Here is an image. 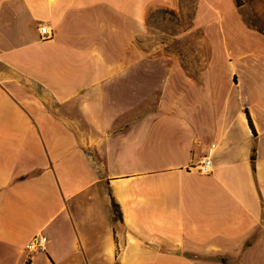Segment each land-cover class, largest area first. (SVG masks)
Returning <instances> with one entry per match:
<instances>
[{
    "label": "crops",
    "instance_id": "obj_1",
    "mask_svg": "<svg viewBox=\"0 0 264 264\" xmlns=\"http://www.w3.org/2000/svg\"><path fill=\"white\" fill-rule=\"evenodd\" d=\"M178 3L0 0V264H264V50L187 69Z\"/></svg>",
    "mask_w": 264,
    "mask_h": 264
},
{
    "label": "rangeland",
    "instance_id": "obj_2",
    "mask_svg": "<svg viewBox=\"0 0 264 264\" xmlns=\"http://www.w3.org/2000/svg\"><path fill=\"white\" fill-rule=\"evenodd\" d=\"M240 2L237 6L235 0H179L175 8L161 6L162 9L148 17L149 40L173 42L165 48L177 50L184 66L191 71L202 66L198 62L200 54L194 52L193 46L205 36L207 27L213 30L210 36L217 42L215 55L222 56L227 46L234 54L237 42L247 50H264V0Z\"/></svg>",
    "mask_w": 264,
    "mask_h": 264
},
{
    "label": "built area",
    "instance_id": "obj_3",
    "mask_svg": "<svg viewBox=\"0 0 264 264\" xmlns=\"http://www.w3.org/2000/svg\"><path fill=\"white\" fill-rule=\"evenodd\" d=\"M39 32L42 38H48L51 36V29L47 24L42 23L39 25ZM214 146V143L211 145ZM195 167L201 173H207L212 170L213 161L209 153L203 155V157L195 164ZM47 236L43 232L35 233L28 241L25 243V248L27 251H40L44 250L46 247Z\"/></svg>",
    "mask_w": 264,
    "mask_h": 264
},
{
    "label": "trees",
    "instance_id": "obj_4",
    "mask_svg": "<svg viewBox=\"0 0 264 264\" xmlns=\"http://www.w3.org/2000/svg\"><path fill=\"white\" fill-rule=\"evenodd\" d=\"M235 3H236L237 6H239V5L241 4L240 0H235ZM252 24H254V23H252ZM254 25H255V24H254ZM247 117H248L249 124H250V126H251V128H252V131L255 132V130H254V128H253V125H252V123H251V119H250V117H249L248 114H247Z\"/></svg>",
    "mask_w": 264,
    "mask_h": 264
}]
</instances>
